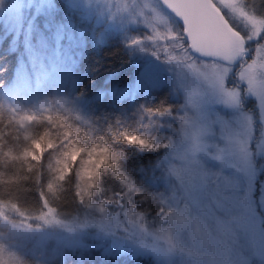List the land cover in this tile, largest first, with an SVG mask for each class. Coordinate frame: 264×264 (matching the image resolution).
<instances>
[{
    "label": "rangeland",
    "instance_id": "rangeland-1",
    "mask_svg": "<svg viewBox=\"0 0 264 264\" xmlns=\"http://www.w3.org/2000/svg\"><path fill=\"white\" fill-rule=\"evenodd\" d=\"M214 1L243 35L234 64L193 56L160 0H0V46L8 39L20 54L14 80L0 88V109L20 127L62 111L92 128L113 114L120 140L159 153L139 172L142 186L88 200L79 219L49 211L35 225L3 215L0 225L7 217L9 226L0 227V242L30 264L97 253L126 264H264V0ZM88 40L129 52L134 77L118 95L77 93L75 68ZM252 67L255 88L246 78ZM161 92L170 100L162 111L152 104ZM62 143L64 152L69 142ZM92 177L85 167L80 183L89 199Z\"/></svg>",
    "mask_w": 264,
    "mask_h": 264
},
{
    "label": "trees",
    "instance_id": "trees-1",
    "mask_svg": "<svg viewBox=\"0 0 264 264\" xmlns=\"http://www.w3.org/2000/svg\"><path fill=\"white\" fill-rule=\"evenodd\" d=\"M85 51L75 68L80 96L103 100L108 94L118 95L133 80L135 67L122 46L107 44L98 48L88 40ZM19 61V52L9 50L8 39H4L0 46V88L14 80ZM169 102L161 92L152 104L162 111ZM246 110L257 119L255 100L247 101ZM53 118L20 127L10 112L0 109V212L12 219H30L31 224L39 225L33 218L49 211L66 221L84 217L88 200L124 196L139 183V172L159 158L154 149L120 140L113 114L92 128L78 123L70 112L58 111ZM66 140L69 144L61 152ZM85 167L93 172L88 192L93 199L87 197L80 183ZM140 190L153 201L145 189ZM66 264L126 263L120 257L97 253L93 258H71Z\"/></svg>",
    "mask_w": 264,
    "mask_h": 264
},
{
    "label": "water",
    "instance_id": "water-1",
    "mask_svg": "<svg viewBox=\"0 0 264 264\" xmlns=\"http://www.w3.org/2000/svg\"><path fill=\"white\" fill-rule=\"evenodd\" d=\"M185 26L190 52L205 60L234 64L243 51L241 35L210 0H161Z\"/></svg>",
    "mask_w": 264,
    "mask_h": 264
},
{
    "label": "clouds",
    "instance_id": "clouds-1",
    "mask_svg": "<svg viewBox=\"0 0 264 264\" xmlns=\"http://www.w3.org/2000/svg\"><path fill=\"white\" fill-rule=\"evenodd\" d=\"M147 39L151 40L152 37L148 36ZM176 47H179V45H176ZM172 58L175 59L176 57H172ZM3 215L4 214L0 212V217H2ZM4 219L6 223L0 225V227L7 228L9 226V223H7V217H5ZM10 223L13 228L17 226L15 222H10ZM168 242L169 243L171 242L170 237ZM0 264H30V261L27 259V257L24 254L20 253L18 249L8 246L3 242H0Z\"/></svg>",
    "mask_w": 264,
    "mask_h": 264
},
{
    "label": "flooded vegetation",
    "instance_id": "flooded-vegetation-1",
    "mask_svg": "<svg viewBox=\"0 0 264 264\" xmlns=\"http://www.w3.org/2000/svg\"><path fill=\"white\" fill-rule=\"evenodd\" d=\"M210 1H211V3L213 5H215L218 8L219 12L221 13L222 18L227 22V24L231 27V29L237 31L235 26H234V24L231 22V20L229 19V17L225 13L224 9L221 6H219L214 0H210ZM165 9L176 20V22L178 24V28L180 29V35L184 39V42L187 43V45H188V38H187V36L185 34V26H184V24L180 20H178L170 10H168L166 7H165Z\"/></svg>",
    "mask_w": 264,
    "mask_h": 264
},
{
    "label": "snow or ice",
    "instance_id": "snow-or-ice-1",
    "mask_svg": "<svg viewBox=\"0 0 264 264\" xmlns=\"http://www.w3.org/2000/svg\"><path fill=\"white\" fill-rule=\"evenodd\" d=\"M246 78L248 79L249 81V84L253 86V88H255V85H256V80H257V70L255 67H252L250 68V70L248 71L247 73V76ZM221 82L223 83V80L221 78ZM228 100L232 103H238V99H237V96L233 93H228ZM133 139H136V138H133ZM141 143L143 144L144 141H141ZM220 157H218L219 159ZM247 162L249 164L250 167H254V163L253 161L251 160L250 156L247 158Z\"/></svg>",
    "mask_w": 264,
    "mask_h": 264
}]
</instances>
